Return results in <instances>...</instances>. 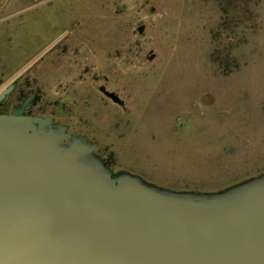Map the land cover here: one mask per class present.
I'll return each instance as SVG.
<instances>
[{
    "label": "rangeland",
    "instance_id": "1",
    "mask_svg": "<svg viewBox=\"0 0 264 264\" xmlns=\"http://www.w3.org/2000/svg\"><path fill=\"white\" fill-rule=\"evenodd\" d=\"M8 84L1 113L30 98L113 175L212 193L264 174V0H0Z\"/></svg>",
    "mask_w": 264,
    "mask_h": 264
},
{
    "label": "water",
    "instance_id": "2",
    "mask_svg": "<svg viewBox=\"0 0 264 264\" xmlns=\"http://www.w3.org/2000/svg\"><path fill=\"white\" fill-rule=\"evenodd\" d=\"M29 99L0 112V264H264V174L212 193L113 175Z\"/></svg>",
    "mask_w": 264,
    "mask_h": 264
},
{
    "label": "flooded vegetation",
    "instance_id": "3",
    "mask_svg": "<svg viewBox=\"0 0 264 264\" xmlns=\"http://www.w3.org/2000/svg\"><path fill=\"white\" fill-rule=\"evenodd\" d=\"M17 107H18V106H17ZM17 107H16V108H17ZM13 110H14V109H13ZM11 112H12V111H11ZM11 112H9V113H11ZM24 113L27 114L26 112H24Z\"/></svg>",
    "mask_w": 264,
    "mask_h": 264
},
{
    "label": "trees",
    "instance_id": "4",
    "mask_svg": "<svg viewBox=\"0 0 264 264\" xmlns=\"http://www.w3.org/2000/svg\"><path fill=\"white\" fill-rule=\"evenodd\" d=\"M25 95V94H24ZM25 97V96H24Z\"/></svg>",
    "mask_w": 264,
    "mask_h": 264
}]
</instances>
